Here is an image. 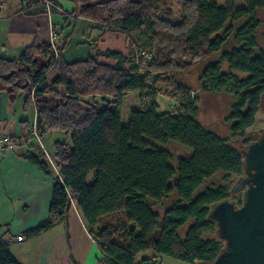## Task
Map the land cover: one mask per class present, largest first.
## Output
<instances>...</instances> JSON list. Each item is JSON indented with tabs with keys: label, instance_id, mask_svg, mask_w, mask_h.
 Wrapping results in <instances>:
<instances>
[{
	"label": "trees",
	"instance_id": "1",
	"mask_svg": "<svg viewBox=\"0 0 264 264\" xmlns=\"http://www.w3.org/2000/svg\"><path fill=\"white\" fill-rule=\"evenodd\" d=\"M21 1L27 13L46 8L44 0ZM51 1L53 9L58 2ZM67 1L72 4L67 13L137 33L140 42L131 43L127 54L96 50L71 62L55 56L50 42L28 45L16 59L0 57V91L10 100L25 94L24 104L34 108L40 135H69V141L52 145L58 175L48 217L25 235L46 230L74 203L100 249L101 264H158L161 255L209 264L224 242L203 237L216 228L208 212L230 193L225 185L194 192L216 173L240 174L243 162L240 151L198 122L197 94L192 96L193 89L179 76L200 59L217 55L201 71L197 88L233 96L225 120L232 137L242 136L264 94V50L257 39L260 27L264 38V0H243L238 7L236 0H223L225 6L178 0V15L166 0ZM241 18L243 24L234 28ZM98 56L115 59V64L99 62ZM50 71L55 76L48 79ZM123 92L139 93L140 102L125 122L118 112ZM157 94L173 99L175 107L158 113ZM169 142L192 149L188 157L176 158L175 167ZM35 145L23 157L50 174L41 148L29 150ZM171 193L176 200L158 214L153 204ZM187 222L181 236L178 230ZM144 251L151 254L139 259ZM0 264H20L1 233Z\"/></svg>",
	"mask_w": 264,
	"mask_h": 264
},
{
	"label": "crops",
	"instance_id": "2",
	"mask_svg": "<svg viewBox=\"0 0 264 264\" xmlns=\"http://www.w3.org/2000/svg\"><path fill=\"white\" fill-rule=\"evenodd\" d=\"M13 1L16 0H4L0 5V57L7 59H16L28 45L49 42V40L41 39V24L36 18L37 14H48V10L36 9L27 13L21 0L12 5ZM56 1L58 5L49 11L54 16L60 13L58 21H62L66 17L63 18V14L68 15L69 13L66 12L71 10L72 6ZM70 15L74 17V23L78 19L90 22L91 25L87 28L97 30V33L93 38L90 35L89 42L85 43L73 41L72 31H69L62 38V46L58 41H54L57 46L55 48L57 55L71 62L94 55L96 50L109 49L100 47L103 41L102 30L92 20ZM52 22H50L51 29L55 30L58 40L62 33L60 34V30H57ZM137 40L139 41L138 35ZM71 47L74 51L72 53L69 50ZM90 49L93 50V54L88 53ZM109 50L119 51L122 54L126 51V49L123 51ZM123 94L130 96L135 94L134 108L140 107V102H137L139 93L123 92L120 95ZM24 99V93L10 100L4 91H0V136L19 135L36 121L34 108L30 105L25 106ZM53 133L43 132L41 134V143L51 148V155L52 145L58 141L52 139ZM29 150L38 151L39 149L35 145ZM26 151L25 148H19L0 156V226H2L0 233L3 239L10 241L11 253L20 264H101L100 249L87 232L74 203H71L62 217L54 218L52 225L46 230L32 236L25 235L29 228L48 217L51 189L54 177L58 175L52 168L51 173L46 174L35 164L26 160L23 157ZM5 226L8 227L7 230ZM19 236L21 239H18ZM159 258L160 256L157 258L158 264H164Z\"/></svg>",
	"mask_w": 264,
	"mask_h": 264
},
{
	"label": "rangeland",
	"instance_id": "3",
	"mask_svg": "<svg viewBox=\"0 0 264 264\" xmlns=\"http://www.w3.org/2000/svg\"><path fill=\"white\" fill-rule=\"evenodd\" d=\"M45 5L47 6L45 9L48 10V14H37L36 18L39 19V22L41 24V39L42 40H49L51 48L55 49L57 46L55 44L56 41L60 43L62 46V38L63 36L68 33L69 31H72L71 36L74 38L73 41H83L85 43L89 42V36L93 38L94 35H96L97 30L94 31L91 28H87L90 24V22H85L84 19H78L76 20V23H74V17L70 14H63L65 19L62 21H58V16H61L60 13H57L52 15L49 11L52 7V1L51 0H44ZM62 4H71L67 0H58ZM211 2H215L219 6H225V2L223 0H210ZM16 2H19V0H16L15 2H12V5H14ZM168 2L169 7L172 8V11L178 15L179 12V5L178 0H166ZM67 3V4H66ZM72 5V4H71ZM234 5L236 7L243 5V0H236L234 2ZM12 9V8H11ZM65 12L64 10H62ZM67 13V12H66ZM52 16V17H51ZM260 16H264V11L260 12ZM57 17V18H56ZM53 21V22H52ZM58 21V22H57ZM245 21L244 18L238 19L233 23L234 28H238L240 25L243 24ZM54 23V27H57V30H60L59 39L57 40L56 36L52 39H50V32H51V23ZM94 22V21H93ZM50 23V25H49ZM57 23V25L55 24ZM97 27H99L102 30V43H100L101 48H109V49H116L123 51L125 54L128 53V49L130 47V44L139 43L140 41L137 40V33H129L132 36H129L121 31H119L117 28L109 26L108 24H104L101 21L94 22ZM44 26V28H43ZM55 31V30H54ZM262 28L260 27L257 30V39L260 47L264 50V38L261 36ZM56 35V34H55ZM41 40V41H42ZM55 41V42H54ZM73 46V45H72ZM73 47H71L70 53L74 52ZM85 49V48H84ZM81 49V50H84ZM80 50V51H81ZM56 51V49H55ZM58 51V50H57ZM86 53V49H85ZM84 55H87L85 54ZM90 54H93V50H89ZM217 55H210L204 59H200L187 73H181L179 76V79L186 82L191 89H193V92L197 94L196 104L198 106V115L197 120L198 122L208 131H211L218 136L226 139V142L240 151L241 149H245L246 145L254 138L255 133H260L261 131H264V108L259 109L257 113L254 116V122L253 124L248 127L242 136L232 137L230 130H229V123L225 120V118L230 113V107L232 103L233 96L228 93H207L203 91H198V75L200 72L204 69V67L214 62L217 57ZM72 59V58H70ZM97 60L102 63L114 65L115 59H109L102 56H98ZM114 61V63H113ZM127 66V65H125ZM55 76V73L50 71L48 74V79H51ZM164 88H162L163 90ZM128 93H135V92H128ZM135 94L132 96L130 95H120L119 96V108L118 112L120 116L122 117L123 122L126 121V116L129 112V109H135ZM139 102V100H137ZM155 102L157 104L156 111L158 113L169 111L173 107H175V101L163 94H157L155 96ZM54 135L52 139L59 140V141H69V135L65 134L61 131H53ZM42 144V143H41ZM44 144V143H43ZM42 149L46 151V153L49 155V157L52 159L51 155V148L48 146H43ZM167 150L171 153V160L170 164L175 167L176 165V158L178 157H188L192 153V149L186 145H183L178 142H169L167 145ZM45 160L48 162L47 157L44 155ZM53 160V159H52ZM55 162V161H54ZM49 164V163H48ZM50 165V164H49ZM50 167L53 169V167L50 165ZM54 170V169H53ZM93 179L92 174H90L87 177V182L91 183ZM240 177L236 175H230L227 176L223 172L216 173L212 176H210L208 179H206L202 185H200L196 191L194 192V195L200 193L203 189L206 187H216L219 185H225L228 187V191L230 193L229 199L233 200L235 203H238V199L242 200V192H238L236 194H233V187L237 184ZM176 200L175 193H171L168 196H166L162 201L159 203L153 204V209L158 213L162 214L168 207L171 205L173 201ZM152 202V200H149ZM107 217L103 216L102 220H105ZM190 222H187L185 225L181 226L179 228V234L181 236L184 235L185 230ZM157 231V230H156ZM204 238L207 237H217V228H215L213 231L206 232L203 234ZM151 254L150 251H144L138 254V258L147 257ZM159 260L164 264H188V262L167 256V255H161Z\"/></svg>",
	"mask_w": 264,
	"mask_h": 264
},
{
	"label": "water",
	"instance_id": "4",
	"mask_svg": "<svg viewBox=\"0 0 264 264\" xmlns=\"http://www.w3.org/2000/svg\"><path fill=\"white\" fill-rule=\"evenodd\" d=\"M240 154L246 177L232 190L245 187L240 206L226 198L208 212L224 242L209 264H264V132Z\"/></svg>",
	"mask_w": 264,
	"mask_h": 264
},
{
	"label": "built area",
	"instance_id": "5",
	"mask_svg": "<svg viewBox=\"0 0 264 264\" xmlns=\"http://www.w3.org/2000/svg\"><path fill=\"white\" fill-rule=\"evenodd\" d=\"M3 1L4 0H0V5L2 4ZM54 37H55V31L51 29V32H50L51 41ZM53 50H54L55 56H57V53L54 48ZM191 95L194 96L195 93L191 92ZM33 144H37L41 148V150L43 151V154L48 159V163L53 167L54 171L57 172L56 164L54 160H52L53 158L51 159L49 155L46 153V151L42 149L41 135L38 131L36 121L33 124H31L25 132L19 135L0 136V156L5 154L6 152H12L19 148L26 149L29 146H32ZM18 239H21V237L19 236Z\"/></svg>",
	"mask_w": 264,
	"mask_h": 264
},
{
	"label": "flooded vegetation",
	"instance_id": "6",
	"mask_svg": "<svg viewBox=\"0 0 264 264\" xmlns=\"http://www.w3.org/2000/svg\"><path fill=\"white\" fill-rule=\"evenodd\" d=\"M264 108V94H263V96H262V101H261V105H260V109H263ZM264 131H261L260 133H255V136H254V138L249 142V143H251L252 141H254V140H256L262 133H263ZM248 143V144H249ZM247 144V145H248ZM246 145V146H247ZM243 162V161H242ZM236 176H238V177H240V179L238 180V182L240 181V180H242V179H244L245 177H246V175H245V173H244V165H243V167H242V171H241V173L240 174H237ZM238 182H237V184H238ZM236 184V185H237ZM235 185V186H236ZM234 186V187H235ZM233 187V188H234ZM244 189H245V187H244ZM244 189H242V190H240V191H238V192H242V194H243V192H244ZM238 192H233V194H236V193H238ZM242 201V200H241ZM237 206H240V204L241 203H235Z\"/></svg>",
	"mask_w": 264,
	"mask_h": 264
}]
</instances>
